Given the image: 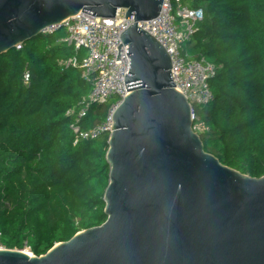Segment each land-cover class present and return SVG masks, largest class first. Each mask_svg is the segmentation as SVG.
I'll return each instance as SVG.
<instances>
[{"label": "water", "instance_id": "1", "mask_svg": "<svg viewBox=\"0 0 264 264\" xmlns=\"http://www.w3.org/2000/svg\"><path fill=\"white\" fill-rule=\"evenodd\" d=\"M161 5L0 0V56L77 14L98 23L122 10L132 19L120 34L126 96L110 112L106 139L105 222L39 257L0 248V264H264V176L240 174L204 151L168 54L137 26Z\"/></svg>", "mask_w": 264, "mask_h": 264}, {"label": "trees", "instance_id": "2", "mask_svg": "<svg viewBox=\"0 0 264 264\" xmlns=\"http://www.w3.org/2000/svg\"><path fill=\"white\" fill-rule=\"evenodd\" d=\"M186 1L203 20L184 52L215 68L213 100L193 108L207 127L203 149L225 167L263 177L264 0ZM65 37L64 28L40 34L0 56V247H27L35 257L106 220L107 136L73 145L69 126L89 87L79 67L60 66L75 55ZM117 101L87 105L79 126L100 125Z\"/></svg>", "mask_w": 264, "mask_h": 264}, {"label": "built area", "instance_id": "3", "mask_svg": "<svg viewBox=\"0 0 264 264\" xmlns=\"http://www.w3.org/2000/svg\"><path fill=\"white\" fill-rule=\"evenodd\" d=\"M124 14L125 11L118 10L114 18L99 19L98 23L77 14L61 25L48 27L40 33L52 34L61 28L65 29L66 37L60 42L73 47L75 55L61 62L60 66L64 70L79 67L81 79L89 87L86 105L77 114L76 122L69 126L75 138L73 145L108 136L112 127L110 112L126 96L124 77L129 72V60L126 55L127 47L122 45L120 34L128 28L132 19H125ZM202 20V10L191 8L186 0H162L161 10L156 18L137 23L138 28L153 37L168 54L171 81L176 91L191 106V129L197 135L206 132L207 127L198 121L193 108L205 107L213 100L209 81L215 75V68L204 58L188 59L184 45L197 31ZM22 46L23 44H18L14 49L20 50ZM118 46L120 55L119 60H116ZM80 51L84 52L82 58L77 57ZM23 79L26 84L27 73ZM111 98H117L118 101L110 109L106 120L92 129L83 130L78 123L85 117L87 105H100ZM67 115L72 116L73 112L68 111ZM25 250L29 249L25 247Z\"/></svg>", "mask_w": 264, "mask_h": 264}, {"label": "rangeland", "instance_id": "4", "mask_svg": "<svg viewBox=\"0 0 264 264\" xmlns=\"http://www.w3.org/2000/svg\"><path fill=\"white\" fill-rule=\"evenodd\" d=\"M112 107H113V105L111 106V108H110V109H112ZM106 138H107V137H106ZM0 248H2V247H0ZM19 251L25 252V253H27V254H29V255L33 256V255L30 253V251H29V250H28V251H26V250H25V248H24V249H22V250H19Z\"/></svg>", "mask_w": 264, "mask_h": 264}]
</instances>
